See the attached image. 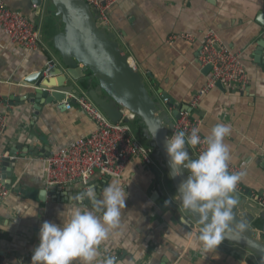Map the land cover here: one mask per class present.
I'll use <instances>...</instances> for the list:
<instances>
[{
  "label": "crops",
  "instance_id": "obj_1",
  "mask_svg": "<svg viewBox=\"0 0 264 264\" xmlns=\"http://www.w3.org/2000/svg\"><path fill=\"white\" fill-rule=\"evenodd\" d=\"M23 1L6 3L39 29L37 49L26 54L0 30V113L7 122L0 155L12 157L11 151L17 149L11 169L12 194L0 203V262L11 264H32L45 221L60 225L75 208L92 207L91 203L56 201L50 194L39 200V192L45 188L38 160L88 135L94 124L76 103L60 110L42 99L38 108L24 100L31 89L22 83L29 75L46 70L51 62L61 66L47 30L50 21L56 27L62 25L60 19L45 13L37 17L34 7L26 13ZM258 13H264V0H121L110 12L109 25V32L143 76L148 90L157 101V91H164L179 111L190 106L206 81L196 61L205 33L213 31L221 44L240 54L247 87L241 91L209 90L192 109V115L201 121L203 137L217 124L231 126L224 142L229 146L231 163L245 173L241 188L252 196L246 195V199L253 204V197L264 193V45L263 62L253 61L258 43H264V27L256 23ZM84 84L77 83L67 98L87 95V87L97 83ZM164 108L173 123V109ZM113 181L127 192L126 206L121 209L118 227L110 229L109 237L98 246V261L111 257L114 264H169L175 260L177 264H239L231 251L240 250L228 243L222 242L209 252L203 250L197 239L199 231L192 228L193 221L155 157L151 166L131 161L121 180L94 178L88 187L98 185L101 194ZM51 190L56 189L47 193ZM80 190L76 185L65 192Z\"/></svg>",
  "mask_w": 264,
  "mask_h": 264
},
{
  "label": "water",
  "instance_id": "obj_2",
  "mask_svg": "<svg viewBox=\"0 0 264 264\" xmlns=\"http://www.w3.org/2000/svg\"><path fill=\"white\" fill-rule=\"evenodd\" d=\"M32 7L37 17H42L45 13L49 17L60 19L61 28L56 27L54 21H50L47 36L54 51L61 58V66L51 62L50 69L29 75L22 84L29 87L31 92L25 95L24 100L35 103L38 108L37 104L41 103L40 99H42L43 103L58 105V108L63 110L65 104H75V100L68 99L67 96L77 88V83L85 82L84 87H86V84L96 82V86L87 87L90 100L111 122L117 123L121 119V108H125L141 121L146 132L145 136L152 142L150 147L156 150L155 158L165 170L180 201L178 188L187 178L188 171L182 169L181 176L176 178L170 176L171 169L165 145L168 132L173 130V123L169 121V114L164 108L173 109L171 116L178 118V105L159 89L157 96L162 103L160 106V102L147 89L143 76L130 65L128 55L115 41L114 34L106 28L97 27L94 12H90L83 0H24L22 2V8L26 10V13ZM256 23L264 27V13L257 14ZM263 45V41L258 43V49L254 53L255 63L263 62L261 57ZM210 70V66H205L201 69V73L207 76ZM216 87L223 90L220 83H217ZM188 108L185 106L182 110H188ZM157 128L160 129L153 138ZM16 150L15 148L10 153L13 159L8 157L2 159L0 178L7 187H11V169L17 159ZM95 187L99 197L100 189L98 185ZM80 193L83 192L51 190L47 193L46 190H42L39 192V200L44 201L50 194L56 201L77 203L75 197ZM158 194L156 192L154 195L158 197ZM233 195L239 201L234 210L236 222L246 221L247 230L241 233L238 229H230L228 239L223 242L240 250L231 251L238 257L239 264H258L247 258L246 253L257 257L261 264H264V211H260L250 201L247 202L246 195L252 198L247 192L241 190ZM84 203L90 202L86 200ZM186 212L191 220L202 228L199 217Z\"/></svg>",
  "mask_w": 264,
  "mask_h": 264
},
{
  "label": "built area",
  "instance_id": "obj_3",
  "mask_svg": "<svg viewBox=\"0 0 264 264\" xmlns=\"http://www.w3.org/2000/svg\"><path fill=\"white\" fill-rule=\"evenodd\" d=\"M90 12H94L95 23L98 28L110 29V12L121 0H83ZM0 30L8 38L9 42L20 47L30 54L34 52L41 42L39 29L21 12L11 9L6 0H0ZM171 39H175L172 37ZM196 58L200 69L210 66L211 70L206 76V81L194 96L188 110L179 111V117L173 121V130L168 132V138L174 133L183 131L186 136L194 128L200 127L201 121L194 118L192 109L195 108L207 92L220 83L225 91H241L247 86L245 68L239 53H233L225 45L221 44L213 31H208L202 37L198 47ZM129 63L134 67L129 58ZM135 68V67H134ZM50 66L47 67V70ZM75 103L93 122V130L86 136L75 138L60 149L41 157L40 175L45 190L66 189L78 186L84 192L89 182L94 178L106 181L108 179L121 180L133 160H139L144 165H153L155 149L143 145L135 136L131 123L136 116L125 108H121V119L111 122L105 114L90 100L87 95L73 98ZM70 104H65L70 109ZM7 122L5 114L0 113V139L5 133ZM203 140L200 132L198 133ZM190 157L195 159L206 149V145L196 147L186 145ZM9 157L0 155V172L2 159ZM229 172H240L229 161ZM12 186L7 187L0 178V203H5L12 194ZM242 190L241 181L237 185L235 193ZM254 204L264 211V193L253 197ZM193 229L198 225L193 223ZM0 264H11L3 260ZM177 264V260L169 263Z\"/></svg>",
  "mask_w": 264,
  "mask_h": 264
},
{
  "label": "clouds",
  "instance_id": "obj_4",
  "mask_svg": "<svg viewBox=\"0 0 264 264\" xmlns=\"http://www.w3.org/2000/svg\"><path fill=\"white\" fill-rule=\"evenodd\" d=\"M198 133V128L187 136L183 131L174 133L167 138L165 147L170 176L176 178L182 175V169L188 171L178 188L181 205L199 217L202 228L197 239L209 252L228 239L230 229L241 233L247 230L246 221L236 222L234 210L239 201L233 195L245 173L229 172L231 156L224 141L231 133L230 125L217 124L203 140ZM200 144L206 149L191 158L186 145ZM127 195L117 181L103 188L99 198L94 185L87 187L75 200L81 205L87 200L92 207L75 208L60 225L45 221L39 231V244L33 250L32 264H114L111 257L97 260L98 246L109 237L110 229L118 227Z\"/></svg>",
  "mask_w": 264,
  "mask_h": 264
},
{
  "label": "trees",
  "instance_id": "obj_5",
  "mask_svg": "<svg viewBox=\"0 0 264 264\" xmlns=\"http://www.w3.org/2000/svg\"><path fill=\"white\" fill-rule=\"evenodd\" d=\"M131 128L136 136V138L144 145L151 146V141L147 139L146 132L144 131V126L141 121L136 117L135 121L131 123Z\"/></svg>",
  "mask_w": 264,
  "mask_h": 264
},
{
  "label": "rangeland",
  "instance_id": "obj_6",
  "mask_svg": "<svg viewBox=\"0 0 264 264\" xmlns=\"http://www.w3.org/2000/svg\"><path fill=\"white\" fill-rule=\"evenodd\" d=\"M146 87H147V85H146ZM147 89H148V87H147ZM151 92V91H150ZM144 145V144H143ZM158 162V161H157ZM194 223V222H193ZM198 229H199V233H200V231H201V227H199L198 226ZM246 255H247V258H249L252 262H254V263H258V264H261L262 262L261 261H259V259L257 258V257H254V256H252V255H250L249 253H246Z\"/></svg>",
  "mask_w": 264,
  "mask_h": 264
}]
</instances>
